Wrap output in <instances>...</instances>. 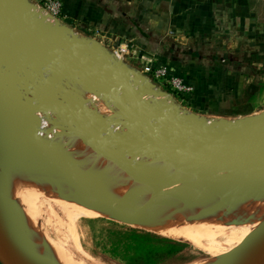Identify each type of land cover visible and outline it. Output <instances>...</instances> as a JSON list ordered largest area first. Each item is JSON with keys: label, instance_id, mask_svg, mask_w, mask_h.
Segmentation results:
<instances>
[{"label": "rangeland", "instance_id": "obj_1", "mask_svg": "<svg viewBox=\"0 0 264 264\" xmlns=\"http://www.w3.org/2000/svg\"><path fill=\"white\" fill-rule=\"evenodd\" d=\"M38 1L40 0H33L31 3L34 5L36 20L46 22L52 31L65 34V36L72 37L76 32L80 37L87 38L88 44L94 50L102 49L105 53L111 54L109 53L111 47L108 43L99 41L98 38L100 37L96 34L83 31L79 33L77 29H71L72 25L66 23L67 21L62 23L64 22L61 20L62 17L58 20L47 19L41 9L38 8ZM257 1L264 6V0ZM3 35L5 38L7 37L5 34ZM18 45L20 48L26 49L29 55L16 50V48L13 52L15 51L17 56H14L13 53L7 55L15 62L11 67L6 68L12 73L22 77L34 78L36 83L40 82L44 85L42 83L43 75L50 81L48 85H44L46 89H59L66 96L80 100L86 110L91 113V118L106 116L113 110H118L114 102L93 89L83 79L69 75L67 72L64 76L59 77L31 49L21 43H18ZM8 46L13 49L12 45ZM99 58L103 60L101 55H99ZM144 61L147 62L146 59ZM151 63L153 61L146 66L138 62L136 69L133 70L142 75L139 87L141 94L153 106L173 105L174 118L189 117L184 121L188 125L201 126L208 133L211 131L216 133L228 131V128L231 129V125L232 127L238 124L242 125L245 121L264 117V56L255 54L240 61V65L251 66V71H245L244 73L243 69L235 70V72L229 69L223 71L227 78L236 72H240L242 77L237 83L232 81L230 84V81H223L224 83L217 84V86L215 85L216 81H208L206 78L202 79L197 85L186 82L193 88L190 93L181 92L169 84L168 80L157 77L153 72ZM240 65L238 67H241ZM148 66L151 69H147ZM163 66L173 70L169 64ZM171 73L174 72L171 71ZM210 75L211 79H214L217 74ZM130 76L131 79L135 77L131 74ZM27 85L34 88L33 83L30 81L27 82ZM148 87L158 95H150ZM212 93L221 94L210 96ZM33 99L34 101L38 100ZM105 100L106 102L110 101L117 108L115 106L113 110L106 108L104 106ZM1 109L0 172L2 189L0 198L15 230L32 253L49 257L59 264H67L66 255L79 264H128L127 261L135 262L144 256H151V254H146L143 247L138 246V244L131 247L127 243L120 242L129 235L137 234V229L143 228L178 242L177 244L168 242L164 238H154L155 246L158 249L162 251L176 249L175 255L163 264H193L208 259L209 264H213L222 260L225 261L229 254L239 250L240 248L237 247L246 240L251 231L250 229L255 223L238 221L235 224H224L215 230L212 239L204 238L202 239L203 243L199 245L182 237H172L161 233L157 229L143 226L132 220L112 217L107 208L118 206V203L125 206L126 210L130 211L129 213L136 210H148L156 201H162L161 196L170 193V189L184 186L187 180H184L183 177H188L191 174V177L194 176L195 171L192 169L194 165H186L188 170L182 171L181 175L179 174L181 178L172 182L170 180L173 178L171 175L154 170L157 163L163 159L169 161L170 158L151 146L129 149L124 153L99 154L94 152L88 141L81 140L71 131L55 112L41 111L28 114L6 105H3ZM78 112L80 113L79 110ZM30 129L34 137L41 140V143L50 148L51 151L53 150L52 152L62 160L65 167H53L40 157L35 142L30 136ZM105 130L108 131L109 128ZM162 130L165 134L164 138H184L178 132H169L164 128ZM138 134L143 135L139 128ZM79 145L84 146V148L81 147L83 148L81 151L73 150ZM117 148L122 149V146H117ZM104 160L114 167L112 171L102 169L105 163ZM169 162L176 164L171 159ZM154 165L156 166L154 167ZM204 166L208 167L206 164ZM125 170L127 171L125 172ZM215 170L221 173V176H219L221 179L214 177L217 183L229 184L228 186L242 185L241 182L234 179L232 173L223 172L218 168H215ZM187 172H190V175ZM69 174L71 177L78 179L80 183L67 178L66 175ZM112 174L124 176L111 183ZM148 177L151 180L148 181ZM195 177L191 178V182L196 181ZM111 184L117 186L118 191L112 190ZM256 184L249 186H255ZM258 186H255V189L253 188L256 193L259 191L261 194L264 193L261 189L262 186L260 184ZM209 187L212 189L213 187L218 188L214 184ZM139 189H144L143 193H140L141 190ZM261 194H258L259 197H264ZM133 197L138 203H131ZM163 198H165L164 195ZM118 199L119 201H114ZM169 200L172 201V198L166 197L165 200L163 199L164 206L170 203ZM262 201H264V198ZM257 211L259 214H257ZM254 212L258 218L260 212L264 213V208L259 206ZM160 214L163 215L161 212L158 217ZM171 220L181 228L188 226L190 222L189 220H177L175 217ZM169 243L171 246L166 245ZM222 254L224 256H221ZM0 264H4L1 258Z\"/></svg>", "mask_w": 264, "mask_h": 264}, {"label": "water", "instance_id": "obj_2", "mask_svg": "<svg viewBox=\"0 0 264 264\" xmlns=\"http://www.w3.org/2000/svg\"><path fill=\"white\" fill-rule=\"evenodd\" d=\"M12 5L13 8L10 6ZM29 0H0V33L16 50L29 55L18 43L28 47L59 77L69 75L83 79L93 89L114 102L118 111L91 118L80 100L66 96L59 89L48 90V81L42 75V85L34 78L18 76L6 69L14 62L0 52V108L15 107L28 114L41 111L55 112L81 140L88 141L99 154L124 153L126 150L153 147L178 165L204 163L210 168L230 172L241 183L249 180L264 182V161L244 160L253 151H264V118L234 126L229 133L213 135L203 127H193L184 121L189 117L173 115V105L153 106L141 94L142 75L129 70L125 64L102 49L94 50L84 37H72L52 31L46 22L36 20L34 5ZM47 18V17H46ZM15 50V49H14ZM14 56L16 52H12ZM99 55L103 60L99 59ZM131 75H135L131 79ZM134 80V81H133ZM33 83L34 88L27 85ZM135 82V84H133ZM149 94H158L150 89ZM33 98L38 100L34 101ZM80 111V113L78 112ZM132 122L143 133L128 138L112 130L114 124ZM109 128L108 131L105 129ZM165 129L178 132L183 139L164 138ZM40 157L53 167H65L50 148L34 137ZM117 146H122L118 149ZM80 183L75 177L66 175ZM2 177L0 172V192ZM123 199V197H122ZM114 201H119L114 200ZM0 198V258L4 264H50L35 257L12 225ZM246 240L237 248L242 255L232 263L222 260L213 264H264V213L255 221Z\"/></svg>", "mask_w": 264, "mask_h": 264}, {"label": "crops", "instance_id": "obj_3", "mask_svg": "<svg viewBox=\"0 0 264 264\" xmlns=\"http://www.w3.org/2000/svg\"><path fill=\"white\" fill-rule=\"evenodd\" d=\"M63 4L62 23L99 36L111 47L109 53L132 71L138 62L147 66L153 61V68L169 64L173 74L191 84L205 78L215 85L231 84L241 79L240 72L227 78L223 71H251L240 61L264 56V6L257 0H63ZM210 74L217 75L211 79Z\"/></svg>", "mask_w": 264, "mask_h": 264}, {"label": "bare ground", "instance_id": "obj_4", "mask_svg": "<svg viewBox=\"0 0 264 264\" xmlns=\"http://www.w3.org/2000/svg\"><path fill=\"white\" fill-rule=\"evenodd\" d=\"M10 6L13 8L12 5H10ZM50 20H53V19H50ZM7 44L8 43L5 39V36L2 33H0V52L3 53L4 55H10L13 52V50L15 49L14 47H13V49L10 48V46H8L10 44H8V45ZM106 100L104 102L105 103L104 106L108 109L113 110V107L115 105L113 106V104L110 101L106 102ZM1 110L2 109L0 108V112H1ZM262 118H264V117H262ZM248 122H250V121H245L242 124H246ZM238 125H240V124H238ZM238 125H234V126H238ZM229 126H230V124H229ZM231 129H232V125H231ZM231 129L228 128V131L216 132V133H212V131H211L209 133L214 134V135L215 134L228 133V132L230 133ZM112 130L116 134L124 136V137H128V138H134V137L140 136L139 135L140 132L138 134V128L132 122H123V123H121V125L120 124H114L112 126ZM164 135H163V137H164ZM181 139L182 138H178V140H181ZM73 147H74V145H73ZM76 147H75V149L73 148V150L81 151L84 148L83 145H81V146L79 145V147H77V148ZM81 147H83V148H81ZM149 152H151V151H149ZM243 158L245 161H249L252 159L264 161V151H253V152H250L247 155H245ZM78 159H80V157ZM169 161H170V159H169ZM169 161H167L166 159L161 160V162L157 163V167H156L157 170L156 169H154V170L155 171H161L163 174L171 175L173 178H171L170 180H172V182H174L176 180H179L181 178V177H179L181 175L180 173H182V171H187L188 168H186V165L182 166V165H178V164H175V165L171 164ZM78 164H79V162H78ZM191 165H194L192 167V169H194V171H195L194 172L195 174L193 177H195V176L197 177V178L196 177L194 178V179H196V181L194 180L193 182H191V180H192L191 178H193V177H191L192 174L190 175L189 174L190 172L189 173L187 172L190 176L183 177V178H185L184 180L190 181L191 183L186 181L185 182V183H187L186 185L184 183V186H182V187L180 186V188L178 187V188H174L172 190L170 189V191H171L170 193L163 194L165 198H163V195L161 196L162 201H163V199L165 200L167 197V198H172V201L169 200L168 202H170V203L173 202V203H171V204L168 203L167 205L164 206V204L160 200V201H156L155 203H153L152 204L153 206L149 207V209L146 211H145V209H144V211H141V210L135 211L134 210L135 212H133V213H129L130 211L128 212L126 210L125 206L121 205V203H118V206L108 207L107 208L108 212L110 213V215L112 217L114 216V217H118V218H124L127 220H132V221H134L138 224H141L143 226H148L150 228L157 229L161 233L170 235L172 237H182L185 240L194 241L199 245H201L203 243L202 239H204V238H207V239L211 238L212 239V237L215 233V230L224 224H235L238 221L239 222H255L257 220V215H255L254 211L257 210V208L259 206L264 208V203H262V202H264V201H262V199L264 198L262 195H264V193L261 194L260 191L256 193V191L254 190L255 189L254 187L255 186L259 187L258 185L260 184L262 186V187L261 186L260 187H261V189H263V192H264V183L261 184L262 183L261 182L258 184V182L256 181L258 184L257 185L255 181L249 180L247 183H242V185L238 184L237 186H235V185L228 186L229 185L228 183H227L228 185H225V184H220V183L216 182L214 177H216V179L217 178L221 179L219 177V176H221V173L217 172L215 170V168H212V169L208 168V167L204 166L205 165L204 163H193ZM155 166L156 165H154V167ZM102 169L107 170V171H112L114 169V167L111 166V164H109L107 161H105L104 165L102 166ZM126 171L127 170H125V172ZM127 174H128V172H127ZM122 176H124V175L119 176L116 174H112L111 175V177H112L111 183H114L115 181H117ZM152 177H153V175H152ZM149 180H151L150 177H148V181ZM213 184H214V186H216L218 188H216V189L214 187H213V189L211 187L208 188V186L213 185ZM251 184H256V185L255 186L252 185L254 187L249 186ZM120 185H122V184H120ZM141 187H143V186H141ZM111 188H112V190H115V191H118V189H119L117 186H114L113 184H111ZM139 190H141V189H139ZM259 190H260V188H259ZM142 191H144V189L141 190L140 193ZM146 192H147V190H146ZM261 192H262V190H261ZM136 193H138V192H136ZM258 194L259 195L261 194L262 198L259 197ZM132 200H133V202H131V203H133V204L138 203L135 201L134 197ZM136 200H138V199H136ZM99 205H105V204H99ZM144 205H142V206H144ZM139 208H141V207H139ZM134 209H135V207H134ZM124 212H126V214H124ZM161 212L163 213V215L160 214V216L158 217V214ZM261 212H260V215L262 214ZM257 214H259L258 211H257ZM173 217H175L177 220H189L190 221L189 225L184 226L182 228L179 226H176V224L173 223L171 220V218H173ZM11 223H12V221H11ZM59 252L63 253L61 251H59ZM231 252H233V251H231ZM242 252H243V250L241 248L239 250L234 251V253L229 254L225 258V261H227L229 263L234 262L235 260H237L239 258V256L242 255ZM32 254L35 257H37L38 259L44 261L45 263L59 264L49 257H43L42 255L37 254V253H32ZM221 256H224V255L222 254ZM66 257L67 258H65V259L67 261V264H79L75 260H73V258H71L70 256L66 255ZM214 260H216V259H214ZM213 262H215V261H213ZM193 264H209V259L207 261L204 260V261H201L199 263H193Z\"/></svg>", "mask_w": 264, "mask_h": 264}, {"label": "trees", "instance_id": "obj_5", "mask_svg": "<svg viewBox=\"0 0 264 264\" xmlns=\"http://www.w3.org/2000/svg\"><path fill=\"white\" fill-rule=\"evenodd\" d=\"M154 68H156V66ZM137 230V234L129 235V237L120 240V242L127 243L131 247L135 246V244H138V246L143 247L146 254H151V256H144L135 262L127 261L128 264H163L166 260L172 258L175 255L176 249H168L167 251L158 249V247L155 246L156 243L154 238L160 237L168 240V242H175L178 244V242L174 241V239L163 237L161 235L149 232L143 228H139ZM166 245L171 246L170 243Z\"/></svg>", "mask_w": 264, "mask_h": 264}, {"label": "built area", "instance_id": "obj_6", "mask_svg": "<svg viewBox=\"0 0 264 264\" xmlns=\"http://www.w3.org/2000/svg\"><path fill=\"white\" fill-rule=\"evenodd\" d=\"M37 5L47 19L58 20L62 17L63 0H40ZM147 69H151L150 66ZM153 72L157 77L168 80L169 84L181 92L190 93L193 91L191 85L186 83L183 77L171 73V70L166 66L153 68Z\"/></svg>", "mask_w": 264, "mask_h": 264}]
</instances>
